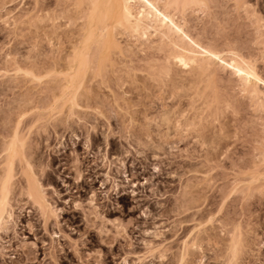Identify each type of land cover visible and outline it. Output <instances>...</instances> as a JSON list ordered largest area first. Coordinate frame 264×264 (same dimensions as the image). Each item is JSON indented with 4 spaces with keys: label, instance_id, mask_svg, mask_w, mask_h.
<instances>
[{
    "label": "rangeland",
    "instance_id": "1",
    "mask_svg": "<svg viewBox=\"0 0 264 264\" xmlns=\"http://www.w3.org/2000/svg\"><path fill=\"white\" fill-rule=\"evenodd\" d=\"M87 7L0 0V169L18 133L52 207L24 194L17 160L0 264H264V108L229 72L194 75L121 30L72 107ZM189 9L193 36L264 77V0Z\"/></svg>",
    "mask_w": 264,
    "mask_h": 264
},
{
    "label": "bare ground",
    "instance_id": "2",
    "mask_svg": "<svg viewBox=\"0 0 264 264\" xmlns=\"http://www.w3.org/2000/svg\"><path fill=\"white\" fill-rule=\"evenodd\" d=\"M84 1L88 6L87 27L80 46L74 50L68 63L66 86L63 87V101L70 103L72 107L77 105L78 93L92 65H96L97 72L101 71L108 54L118 48L114 34L121 30L146 41L156 39L161 45H166L171 49V53L168 52L171 56L167 57L170 62L194 75H207L217 67L229 72L237 78L243 91L264 108V77L258 72L255 63L235 52H221L211 44H204L187 28L186 12L195 6L206 7L207 0ZM164 116L163 123H168L169 115ZM4 153L6 156L0 169V232L8 229L13 218L11 196L17 160L26 161L27 164L23 193L41 209L52 208L33 164L27 159L25 140L18 133L8 142Z\"/></svg>",
    "mask_w": 264,
    "mask_h": 264
}]
</instances>
